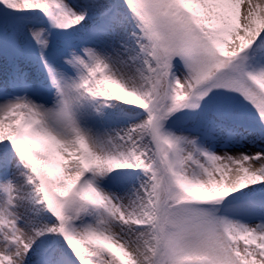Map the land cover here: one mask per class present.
Here are the masks:
<instances>
[{"label": "snow or ice", "instance_id": "snow-or-ice-1", "mask_svg": "<svg viewBox=\"0 0 264 264\" xmlns=\"http://www.w3.org/2000/svg\"><path fill=\"white\" fill-rule=\"evenodd\" d=\"M0 264H264V0H0Z\"/></svg>", "mask_w": 264, "mask_h": 264}, {"label": "bare ground", "instance_id": "bare-ground-1", "mask_svg": "<svg viewBox=\"0 0 264 264\" xmlns=\"http://www.w3.org/2000/svg\"><path fill=\"white\" fill-rule=\"evenodd\" d=\"M238 152H240L239 149L233 150L234 155L237 154ZM218 154L223 155L224 153H223V151H219Z\"/></svg>", "mask_w": 264, "mask_h": 264}, {"label": "rangeland", "instance_id": "rangeland-1", "mask_svg": "<svg viewBox=\"0 0 264 264\" xmlns=\"http://www.w3.org/2000/svg\"><path fill=\"white\" fill-rule=\"evenodd\" d=\"M257 149L253 148L251 151L255 152ZM239 151H243V149H239Z\"/></svg>", "mask_w": 264, "mask_h": 264}]
</instances>
